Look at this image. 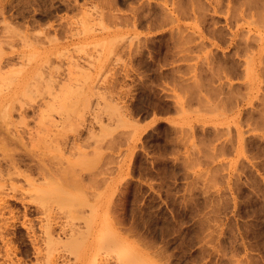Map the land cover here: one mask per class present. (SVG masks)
Masks as SVG:
<instances>
[{"label": "rangeland", "instance_id": "obj_1", "mask_svg": "<svg viewBox=\"0 0 264 264\" xmlns=\"http://www.w3.org/2000/svg\"><path fill=\"white\" fill-rule=\"evenodd\" d=\"M255 1L0 0V264H264Z\"/></svg>", "mask_w": 264, "mask_h": 264}, {"label": "bare ground", "instance_id": "obj_2", "mask_svg": "<svg viewBox=\"0 0 264 264\" xmlns=\"http://www.w3.org/2000/svg\"><path fill=\"white\" fill-rule=\"evenodd\" d=\"M255 1V0H254ZM257 1V0H256ZM255 1V2H256ZM264 2V1H263ZM218 29V28H217ZM219 30V29H218ZM218 30H217V32H218ZM238 30V29H237ZM238 33L237 32H234V31H232V40H234L235 39V37H236V35H237ZM254 50V49H253ZM252 51V50H251ZM263 53H264V46H263V44L262 45H260V44H258V47H257V50L256 51H252V54L249 56L250 57V59L251 60H256V59H254V56L255 55H258L260 58L263 56ZM230 96V95H229ZM232 98V97H231ZM4 99V100H3ZM2 99V101H0V102H3L4 101V103L6 104V102H7V99H6V97H4ZM6 99V100H5ZM227 101H228V99H227ZM229 101H231V100H229ZM228 104V103H227ZM230 104V103H229ZM253 114V113H252ZM259 114H261V113H259ZM260 116V115H259ZM257 118V117H256ZM260 121V120H259ZM69 203H67L66 205L68 206V207H70L69 205H68ZM71 205H73V203L71 204ZM114 232V231H113ZM127 239V238H126ZM114 242L113 243H122V242H125V240H123V238L121 239H119V238H117V237H115V239L113 240ZM120 260V264H137V261H136V256L133 254H131V255H127V257L125 256L124 258H119ZM118 261V262H119Z\"/></svg>", "mask_w": 264, "mask_h": 264}]
</instances>
